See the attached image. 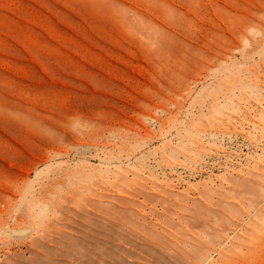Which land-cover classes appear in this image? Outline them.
<instances>
[{"label":"rangeland","instance_id":"1","mask_svg":"<svg viewBox=\"0 0 264 264\" xmlns=\"http://www.w3.org/2000/svg\"><path fill=\"white\" fill-rule=\"evenodd\" d=\"M0 264H264V0H0Z\"/></svg>","mask_w":264,"mask_h":264},{"label":"bare ground","instance_id":"2","mask_svg":"<svg viewBox=\"0 0 264 264\" xmlns=\"http://www.w3.org/2000/svg\"><path fill=\"white\" fill-rule=\"evenodd\" d=\"M136 5V4H135ZM153 14V13H152ZM94 15H95V13H94ZM80 17V16H79ZM96 23V22H95ZM80 26V25H79ZM143 26V25H142ZM86 27V26H85ZM146 27V26H145ZM104 28V27H103ZM108 28V27H107ZM112 28V27H111ZM106 29V28H105ZM143 30V29H142ZM114 31V30H113ZM147 31V30H146ZM117 32V31H116ZM109 34V33H108ZM120 34H122V33H120ZM115 36V35H114ZM118 36V35H117ZM122 36H123V34H122ZM124 37V36H123ZM119 38V37H118ZM122 38V37H121ZM142 42V41H141ZM131 45V44H130ZM134 46V45H133ZM134 49V48H133ZM118 50V49H117ZM125 51V50H124ZM136 52V51H135ZM138 52V51H137ZM96 55V54H95ZM130 55V54H129ZM61 61V60H60ZM79 67H81V66H79ZM145 69V68H144ZM137 72V71H136ZM123 73V72H122ZM125 73H126V71H125ZM129 78V77H128ZM56 105V104H55Z\"/></svg>","mask_w":264,"mask_h":264}]
</instances>
